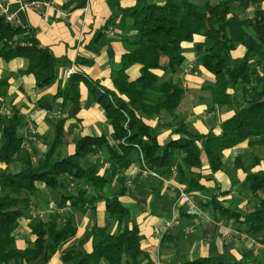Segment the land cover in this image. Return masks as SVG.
Wrapping results in <instances>:
<instances>
[{
	"label": "trees",
	"instance_id": "1",
	"mask_svg": "<svg viewBox=\"0 0 264 264\" xmlns=\"http://www.w3.org/2000/svg\"><path fill=\"white\" fill-rule=\"evenodd\" d=\"M263 2L204 0L203 4H199L195 0H137L133 6L120 8V23L129 32L122 36L125 52L121 58L122 67L114 77L115 88L110 90L90 83L79 70V66L88 60L80 56L76 60L78 70L67 79L66 84L60 86L55 94L43 95L37 102L40 108L53 111L55 102L61 99V111L67 112L81 102L80 84L86 82L109 119L114 144L104 134L83 135L76 142L75 152L62 156L67 119L61 118L52 123L53 135L43 138V144L48 149L35 159V148L32 152L25 145L27 125L25 135L21 137L18 134L23 120L19 111L0 114V164L6 165L0 166V263L47 264L62 243L77 233L73 216L65 214L64 210H83L88 204H95L102 198V189L107 183L113 179L123 181L125 177L119 174L132 165L130 155L133 152L138 154L144 171L157 172L164 177L173 176L188 192H198L205 187L200 182L201 174H196L192 169L202 167L203 154L211 170L217 172L223 167L227 149L243 142L252 146L264 145V8L255 9L252 16L245 18L233 10L234 3L246 10ZM127 19H132L129 26ZM112 25L113 21H108L94 33L89 50L98 53L110 42ZM196 34L212 42L201 54V61L215 77L213 86H204L211 92L213 106L234 111L220 125L219 132L210 130L197 135L176 113L185 90L172 76L179 72L185 61L183 43L193 41ZM238 46H243L245 53L234 57L233 51ZM0 57L5 60L24 58L27 61L26 73L33 75L37 87L46 88L55 82V58L51 50L39 44L32 29L11 24L2 15ZM137 63L142 65L141 75L130 79L127 70ZM158 70L172 75L163 78L157 73ZM7 84L8 77H0V106H5L2 97ZM155 118L157 124L152 126L148 120ZM171 123L174 124L175 138L160 143L158 127ZM38 137L39 134L36 140L29 143L30 147ZM103 152L107 153L111 162V179L101 173L99 160L87 166L84 164L87 158ZM180 153L183 155L180 156ZM261 162L262 158L255 154L250 164L240 159L236 163L237 167L245 170V181L254 197L259 192L264 193V168L255 170ZM187 169L191 170V175ZM71 179L85 180L95 193L85 187L74 192L66 190ZM40 183L56 192L58 197L54 201L57 209L43 218H36L38 222L31 229L36 235L35 241L20 249L16 246L13 233L18 221L32 207L37 208L35 201ZM218 195L213 196L211 203H216V208L225 217L241 223L249 236L264 234V200L244 211L224 206L218 201ZM106 209L117 225L116 229L113 231L107 226L93 225L89 233L92 251L71 248L62 255L64 263L100 264L104 261L105 264H157L149 252L142 249L139 226L118 194L106 200ZM185 209L186 206L179 208L180 216L186 215ZM167 239V233L163 234L162 241ZM179 264L245 262L202 256Z\"/></svg>",
	"mask_w": 264,
	"mask_h": 264
},
{
	"label": "crops",
	"instance_id": "2",
	"mask_svg": "<svg viewBox=\"0 0 264 264\" xmlns=\"http://www.w3.org/2000/svg\"><path fill=\"white\" fill-rule=\"evenodd\" d=\"M7 1L11 10L16 12L20 25L32 29L39 44L49 48L55 58V82L49 87L40 88L36 86L33 75L26 73L27 61L24 58L5 60L0 57V77H8L2 98L10 113L12 114V110H17L23 119L18 129L19 136L25 135L27 122L32 121L35 124L40 136L35 143V152L39 158L48 149V146L43 144V138L53 135L52 123L66 118V144L63 146L62 156L73 154L76 142L83 135L104 134L114 144L111 137L113 129L109 119L86 82L80 84L81 102L70 107L67 112L61 111V99L55 102L56 108L53 111L40 108L37 102L43 95L55 94L60 86L66 84L68 79L66 71L74 65L77 72L76 60L80 56L88 60L86 64L79 66V70L90 83L99 84L110 90L115 88L114 77L122 67L121 58L125 52L122 36L129 32L120 23V8L133 6L137 0H90L87 11L83 9L84 0H50L61 9L70 11L71 14L66 18L58 15L52 8H45L43 14L44 10L40 11L37 8L20 9V0ZM260 7L264 8V2ZM111 20L114 25L109 32L110 42L98 53L89 50L88 45L94 33ZM126 24L131 25L132 19H127ZM211 44L210 40L196 34L193 41L183 43L185 61L178 73L172 75L169 72L157 71L163 78L172 75L184 88L185 93L176 113L186 121L190 131L196 135L206 134L210 130L219 132L220 125L234 113L230 108H214L211 92L204 87L215 84L214 75L202 65L201 61V54ZM244 53L245 48L238 46L233 51V56L240 57ZM165 60L164 57L163 61ZM141 67L142 65L137 63L127 70L130 79H136L141 75ZM148 122L152 126L157 124L156 118ZM173 128V123L158 127L160 143H167L175 138ZM248 146V142H243L227 149L224 152L223 162L226 165L232 161L233 165H230L232 162L226 166L223 164L222 169L217 172L211 170L203 154L202 167L192 169L196 174H201L200 182L205 187L202 191L194 192L199 207L184 210L186 215L180 216L179 222L167 232L168 239L165 242L162 241L164 223L171 213L177 190L167 188L152 174L145 172L138 154L131 153L132 165L124 173L119 174L125 177L123 181L113 179L107 183L102 189V198L95 204H88L83 210L78 208L64 210L65 214L70 213L73 216L77 233L62 243L47 264H65L62 255L71 248L92 251V239L89 233L93 225L107 226L113 231L116 229L117 225L106 209V200L116 194L121 202L130 208L131 217L139 226L142 249L149 252L157 264H179L202 256H211L223 261L242 260L245 264L264 263V248L260 244H264V234L258 237L249 236L235 219L225 217L221 210L216 208L217 204L211 203L216 194H219L218 201L232 209L247 211L250 203L248 209L258 203L256 198L250 199L251 192L245 181V170L241 167L236 169L235 165L238 159L249 164L245 161V156L242 159L243 154L246 155L248 152ZM182 155L180 153V156ZM259 156L263 159V156ZM95 160L100 161L101 173L111 179V162L107 153L89 157L84 160V164L87 166ZM259 168H264L263 161L255 170ZM187 173L191 175V170L187 169ZM39 187L35 203L38 209L47 210L49 201L57 200L58 196L43 183H40ZM82 187L95 193L92 186L82 179H71L66 190L74 192ZM37 222L38 220L32 217L30 212L18 221L13 233L18 248L25 249L33 244L36 235L31 229ZM182 241L183 246L185 244L184 248L181 247ZM181 256H185V259ZM100 264L105 262L102 261Z\"/></svg>",
	"mask_w": 264,
	"mask_h": 264
},
{
	"label": "built area",
	"instance_id": "3",
	"mask_svg": "<svg viewBox=\"0 0 264 264\" xmlns=\"http://www.w3.org/2000/svg\"><path fill=\"white\" fill-rule=\"evenodd\" d=\"M84 7L83 9H85V11L88 10L89 7V1L88 0H84ZM19 8L22 10H26V9H33V8H37L43 11V14H45V8H52L53 10L56 11V13L58 15H60L61 17H68L71 13L70 11L66 10V9H61L60 7L57 6V4H55L53 1L50 0H20L19 1ZM0 15H2L6 21H8L11 24L14 25H19V21L17 19V15L16 12H13L11 10L10 7V3L7 0H0ZM76 72V67L74 65H72L71 67H69V69L66 71V78H69L72 74H74ZM3 113H9V110L7 109L6 106L1 105L0 106V114ZM27 142H32L34 140L37 139L38 136V130L37 128H35L34 125H32V123H28L27 126ZM176 169H173V172H175ZM148 172L150 174H152L153 176H155V178H157L158 180H160L163 185H165L167 188H174L177 190V201L175 202V204L173 205V208L171 210L170 215L168 216V218L166 219L165 223H164V229H163V234H166L171 228H173L177 222L179 221L180 218V212H179V208L181 206H186L187 209H196L198 207L197 203H196V198H195V194L194 192H188L185 188L184 185L179 184L173 176L171 177H164L162 175H160L157 172H149V171H145ZM56 203L55 201L51 200L48 204V208L46 209H38L36 207H32L30 210V214L32 215V217L34 218H43L44 216H46V214L50 211L56 210ZM62 211V209L60 210ZM262 245V247L264 248V244L260 243Z\"/></svg>",
	"mask_w": 264,
	"mask_h": 264
},
{
	"label": "rangeland",
	"instance_id": "4",
	"mask_svg": "<svg viewBox=\"0 0 264 264\" xmlns=\"http://www.w3.org/2000/svg\"><path fill=\"white\" fill-rule=\"evenodd\" d=\"M89 1V3H90V0H88ZM197 3H199V4H203L204 3V0H195ZM211 1H216V0H211ZM254 6V8L251 6V8L250 9H243L242 7H240L237 3H234V5H233V10H234V12L235 13H237V14H239L242 18H245V17H248V16H251V15H253V11L255 10V9H257V8H259L260 6H262V4H257L256 6L255 5H253ZM83 7H84V5H83ZM253 8V9H252ZM214 83H215V80H214ZM209 92H210V90H209ZM5 106L7 107V105L5 104ZM32 123V125H34L35 126V124L32 122V121H29L28 123ZM28 123H27V126H28ZM35 128H37L36 126H35ZM37 130H38V128H37ZM38 134H39V130H38ZM38 140H39V137H38ZM37 140V141H38ZM32 144V143H31ZM25 145H28L29 146V149H30V151H32V152H34V148H35V144H32V146L30 147V144H29V142H25ZM249 147V149H248V152L246 153V155H244L243 154V156H242V159H244V156H245V161H247V163H251V161H252V156L253 155H255V154H258V155H261V156H263V159H262V161H263V163H264V145H257V146H252V145H249L248 146ZM251 150V151H250ZM34 157H35V159H37L38 157H37V153L35 152V154H34ZM232 162V161H231ZM230 162V163H231ZM229 163V164H230ZM229 164H226V165H229ZM225 165V164H224ZM225 165V166H226ZM231 166L233 165V162L230 164ZM236 165V164H235ZM0 166H2V167H5L6 165L5 164H0ZM237 168H239V167H236V169ZM251 196V198H256V201L259 203L261 200H264V193L263 192H259L258 193V195H256L255 197L254 196H252V194L250 195ZM177 198V197H176ZM175 198V199H176ZM51 200H53L54 201V199H51ZM50 200V201H51ZM49 201V202H50ZM196 203H197V205H198V201L196 200ZM49 204V203H48ZM250 206H251V203H250V205H248L247 206V211L248 210H250V209H248V208H250ZM198 207H199V205H198ZM197 207V208H198ZM59 213H62V212H59ZM179 222V221H178ZM237 223H239V222H237ZM240 224V226L241 227H243L242 226V224L241 223H239ZM184 246H185V244H184ZM184 246H183V241L181 242V247H183L184 248ZM181 255H183V253L181 252ZM182 257V259H185V256H181ZM263 259V258H262ZM0 264H2V263H0ZM262 264H264V263H262Z\"/></svg>",
	"mask_w": 264,
	"mask_h": 264
}]
</instances>
